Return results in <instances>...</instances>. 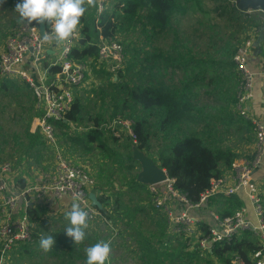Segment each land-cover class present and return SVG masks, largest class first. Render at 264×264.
<instances>
[{
    "label": "trees",
    "instance_id": "obj_1",
    "mask_svg": "<svg viewBox=\"0 0 264 264\" xmlns=\"http://www.w3.org/2000/svg\"><path fill=\"white\" fill-rule=\"evenodd\" d=\"M238 4L239 1L235 0H112L101 14L96 3L94 7H88L79 25L82 32L80 42L71 57L92 66L101 80H108L101 94L105 104L102 103L101 112L93 118L87 116L86 121L83 103L76 98L65 120L54 122L63 144L85 157L101 151L108 164H116L121 170L122 177L115 181L124 183L130 192L134 191L133 195L141 190L152 203L148 186L138 182V175L129 179L131 171L139 164L133 158L134 150L145 152L174 180V188L180 194L191 203H197L201 194L210 187L212 179L222 176L239 158L232 149L224 146L223 139L214 137L218 132L216 125L219 123L223 128H230L235 122L243 124L246 121L247 129L252 127L251 122L238 117L233 111L238 78L232 72L235 67L232 58L244 33L250 29H260L262 23L258 17L244 13ZM196 12L209 15V22L198 21L192 36L190 34L187 39H182L180 35L183 33L173 29L174 19ZM223 21L225 24H222ZM234 22L238 25L236 33L228 30ZM46 25L49 23L46 22ZM137 27L145 32V47L152 45L157 35L168 32L173 34V42L165 49L151 47L143 59L134 57V48L127 45L124 48V66L117 79L105 67L96 69L100 38L117 42L118 34ZM222 27L225 31L221 30ZM167 70L182 71L184 77L179 84L175 81L168 83ZM52 72H57V69ZM2 83L7 87L6 83ZM197 92H206L205 95L209 97L213 95L219 101L224 100L226 105L221 118L214 115L209 120L205 127L208 133L203 135L201 131L205 130L199 127L206 114L197 105L200 101ZM228 92L235 94L229 96ZM33 102L35 104V99ZM118 119L132 122L136 143L128 134L116 136L115 131L107 129ZM83 124L87 125L81 132H70L73 125L81 127ZM29 137L31 142L24 151L26 155H31L30 152L35 150L37 141L41 139L38 133H31ZM101 181L98 177L94 193L103 207L100 210L102 220L110 223L120 209L121 192L111 194L106 186L100 185ZM106 184L112 182L109 180ZM24 186L22 182L21 187ZM233 198L228 200L227 208L219 212L221 218L232 215L233 210L243 206L238 197ZM155 211V216H161V222L156 220L155 230L146 235L139 230L141 225L131 236L135 242L131 254L142 264H206L211 259L218 260L220 264H230L234 255L250 263L251 256L261 248L258 242L252 240V234L245 232L229 242L216 244L211 252L202 256L188 246L187 240L174 239L168 232L166 218ZM41 212L39 207L28 209L35 230L32 229L34 233L30 242L15 248L22 256H33L35 251L32 249L35 247L36 251L40 250L38 221ZM210 226L207 222L201 223L204 233L208 232ZM110 237L101 238L91 233L79 245H74L66 237L68 246L61 248L57 243L49 252L43 253L49 255L54 264H85V248L100 240L109 241ZM171 240L179 245H172Z\"/></svg>",
    "mask_w": 264,
    "mask_h": 264
},
{
    "label": "built area",
    "instance_id": "obj_2",
    "mask_svg": "<svg viewBox=\"0 0 264 264\" xmlns=\"http://www.w3.org/2000/svg\"><path fill=\"white\" fill-rule=\"evenodd\" d=\"M111 1L96 0L98 13L104 12ZM243 12L250 17H255L252 16L254 13L261 14L264 23V11L248 8ZM45 32L50 37L54 35L51 23L46 25ZM81 36V28L78 26L73 36L58 46L54 40L44 39L38 24L25 21L18 24L0 54V79H21L32 92L36 108L41 113L36 119L34 132H38L53 151L55 161L53 175L45 181L36 180L34 184L28 183L24 187L17 184L10 163L0 164V264L18 245L32 240L33 224L28 214V209L32 206L45 208L48 212L53 210V200L61 201L79 195L82 206L89 213L88 223L102 221L100 211L93 206L89 197L94 193L97 182L84 168L73 164L61 152L54 125V122L65 120L79 89L90 85L89 64L71 57ZM99 41L97 64H110L109 71L111 69V74L117 76L125 61L123 45L106 41L102 37ZM255 43L254 33H249L232 58L238 78L233 111L253 126L255 145L252 157L238 158L232 164V174L212 179L210 187L201 194L197 203H191L180 194L174 188V180L168 176L165 181L147 185L154 208L168 222L169 234L174 239L187 240L188 246L202 256L211 252L218 243L229 242L245 232H253L259 238L261 248L251 256V262L248 263L240 256L234 255L230 264H264V206L262 190L255 178L256 170L264 156V123L251 112L257 74L248 65ZM49 50H53L54 54L50 55ZM55 69L57 72L53 73ZM260 74L264 81V70ZM116 125L125 128L124 133L130 135L136 143L132 122L118 119L111 128ZM114 134L122 135L117 132ZM240 190L247 194L255 215V224L248 218L247 209L241 207L224 218L211 213L213 225L204 233L201 229V219L191 212L203 209L217 196H233Z\"/></svg>",
    "mask_w": 264,
    "mask_h": 264
},
{
    "label": "rangeland",
    "instance_id": "obj_3",
    "mask_svg": "<svg viewBox=\"0 0 264 264\" xmlns=\"http://www.w3.org/2000/svg\"><path fill=\"white\" fill-rule=\"evenodd\" d=\"M237 1L240 0H235V2ZM16 3L17 0H0V54L5 47L7 39L13 34L14 30L19 24L17 22L19 15L14 10ZM87 9L89 10V8ZM254 15L255 17L253 18L258 17L260 19L259 13L252 14V16ZM224 18H227V16ZM198 21H202L205 24L208 23L209 15L196 12L195 14H188L183 18L178 16L174 19L173 29H177L178 32L183 33L180 35L182 39H187L190 34L192 36L193 29L197 27ZM222 24H225V21H223ZM237 27L238 25H236L234 22L228 28V30L229 32L236 33ZM221 30H224V28L222 27ZM248 31L242 36V41L249 36V33L252 31V29H250L249 32ZM144 35V30L141 27H137L135 30L130 32L118 34L117 42L121 43L124 48H127V45L131 46V48H134L132 49V55L134 57L137 56L138 58L143 59L145 57V52H147L151 47L155 46L159 49H165L172 44L174 38L171 32L159 34L154 38L155 40L152 45L148 44V46L145 47L146 42ZM236 36L238 37V34ZM141 48H143L142 51ZM95 65L96 69L105 67L108 72L111 71V69L109 71L108 66L110 64ZM94 70L95 69H93L91 66L89 80L90 85L87 88L79 89V91L76 93V98L80 99L83 103L86 121L88 120L87 116L88 118H93L92 116H95L97 113L101 112L103 103L101 94L103 90L106 89L108 84V80L106 79V82L104 79L101 80L98 78V76L94 73ZM183 75L184 74L182 71L179 70L174 72L169 70L168 73H166L168 83L175 81L179 84L184 77ZM115 77L117 79V76L113 75L114 79ZM2 82L6 83L7 87H5ZM108 91H110L109 88ZM28 92L29 90L26 89L21 79H0V164L10 163L12 165L14 173L13 177L19 186L22 185V182L24 184H34L36 180L45 181L55 172V161L53 158L54 153H52L53 151H51V149L45 144L42 138L37 141L35 150L30 152L31 155H26L24 152L26 151L28 144L31 142L29 137L31 136L30 131L32 129L33 121L37 116V108L36 110L34 109L36 104L33 103V97L30 96ZM107 101L108 97L106 100V105L108 104ZM86 125L87 124H83L81 127L73 125V129H71L70 132H81L84 127H86ZM107 129L111 130L112 128L109 126ZM112 130L117 133L125 134V128L117 125ZM219 133L221 134L224 141V146L229 148L230 146L231 148L237 147L236 138L242 135V133H240V129H236L235 127L222 128L219 130ZM246 133L254 136L253 126L250 130L246 128ZM56 135L59 140L61 152L73 164L84 168L96 180V182L98 181V177H100V180L102 179L100 185L102 187L106 186L109 192H121V194L119 193L121 195V206L119 210H124L123 207L127 204H132L135 206L137 202L146 199L144 196H147V194L141 193V195H133L127 190L128 187L124 185V183L115 181L122 177L121 170L116 164H108L101 151H96L95 154L85 157L82 154L73 152L69 146L63 144V138L61 136L59 137L58 133H56ZM248 138H250V136H248ZM250 156L247 155L246 158ZM140 171L141 166L138 164L133 169V171H131L129 179L137 176ZM109 180L112 182V184L108 185L106 183ZM124 188L126 189L124 190ZM57 206L58 207L53 208L55 211L53 214L51 210L46 212L45 208H40L42 212L39 217L38 228L41 235H52L54 237L55 244L53 246L58 243L59 247L62 248L69 245L66 244L68 241L66 240L67 236L65 234V229L69 226V221L65 219V214H60L61 210L59 209L58 204ZM121 215L129 216L130 212L125 211L124 214ZM143 217L144 221L147 222L148 216L144 214ZM155 217L158 220L157 222H159L161 216H159V218L157 216ZM110 224L111 223H109L108 220H96L93 223H89V227L86 229V237L91 233L97 234L101 236V238H106L109 235L111 236L109 240L111 241V253L107 264H142L137 258H135L133 254H131L134 252L133 245L135 242L132 241V237L128 236L126 226L123 223L116 226ZM139 230L148 235L150 234L151 230H155V225L153 226L151 224L144 223L142 228H139ZM132 233L134 235L136 234V231H132ZM171 241L172 245H179L177 241ZM36 248L37 247L32 249L35 251L33 256H22L20 255L19 250H14L11 254L7 255V257L5 256L6 258L1 264H54V262L51 260L52 258H49V255L43 253L41 248L39 251H36ZM206 264L220 263L218 260L211 259Z\"/></svg>",
    "mask_w": 264,
    "mask_h": 264
},
{
    "label": "crops",
    "instance_id": "obj_4",
    "mask_svg": "<svg viewBox=\"0 0 264 264\" xmlns=\"http://www.w3.org/2000/svg\"><path fill=\"white\" fill-rule=\"evenodd\" d=\"M260 16H261V14L259 15V17ZM260 19H261V17H260ZM261 23H262V27L260 29H257V30L252 29V31L250 32V33H254V35L256 37V43L254 45L252 56L249 60L248 65H249L250 69L253 70L254 72H256V74H257L256 80H255V88H254V100H253L252 105H251V112L257 119L261 120L264 123V81H263L262 76L260 74L261 71L264 70V23H263V21H261ZM49 53H50V55H53L54 51L49 50ZM232 72L236 75V78H237V72H236L235 67L232 68ZM25 87H26V89H28L27 86H25ZM28 93L30 94V96L33 97V99H35L30 90ZM197 93L200 96V101L197 105L200 108H202V111L205 112V114H206L205 120L202 121V123L199 127V129L205 130V132L201 131V134L203 135L205 133H208L206 131L205 127L207 126V123L210 122L209 120H211V118L214 115H218V117L221 118L223 116V112H224L223 107H225L226 105L224 103V100L219 101L217 99V97H215L213 95H211L209 97V96L205 95L206 92H197ZM234 94H235V92H228L229 96H233ZM236 94H237V92H236ZM35 110H36V107H35ZM36 112H38V111L36 110ZM37 114L38 115L36 116V118L33 121L32 129L30 131L31 133H38L36 131L34 132V130H35L34 125L36 124V119L40 116V113H37ZM245 122L246 121H244L243 124ZM241 123L242 122H235L231 125L232 127H235L236 129H240V133H242V135H240V137L236 138L237 147L231 148V146H230V149H232V151L236 155H238L239 158H246L247 155L248 156L251 155L250 157H248V158H251L253 155V152H254L255 136L246 133L247 127L245 124L243 125ZM213 127H215V126H213ZM216 127H218V129H217L218 132H217V134L214 135V137L216 139H222V136L219 133V130L223 128V125L218 123V125H216ZM209 136H210V134H209ZM248 136H250V138H248ZM222 142H224V141H222ZM229 174H232L231 169L225 170L223 175H229ZM255 178H256V181L258 182V184L262 190V201H263V206H264V156L262 158L261 165L256 170ZM125 189L126 188H124V190ZM137 189H139V187ZM133 192H131V194ZM136 194L141 195V190H139L138 193H136ZM233 197H238V199H240L243 202L242 207H245L247 209L248 218L251 220V222L253 224H255V222H256L255 215L253 213L252 206H251V204L247 198V194L244 190H240L236 195H233V196H217V197L211 199L209 201V203L203 209L194 210L191 213L193 215H195L196 217L200 218L201 223L207 222L209 225H213L212 220H211V213H215V214L219 215V212H221L227 208L228 200L234 199ZM68 199L69 198H64L61 201L53 200V204H54V205H52L53 208L58 207L57 206V204H58L59 209L61 210L60 214H65L66 204L68 202ZM123 209L124 210H119L116 212L115 220L113 222L111 221L110 223L112 225H115V226L123 223L126 226L127 233H128L129 237L134 236L135 234L133 235L132 231H137L138 227L143 225L144 223L145 224L148 223V224H151L153 226L156 224L155 221L157 220V218L155 217L156 211H155L154 205L147 198L137 202L135 204V206L132 204H127L123 207ZM55 210H57V209H55ZM236 210H233V211L235 212ZM125 211L130 212V215L129 216H122L121 214H124ZM53 213H55L54 210H52V214ZM144 214H146L148 216L147 222H145L143 219ZM48 215H50V214H48ZM249 233L252 234V240H254L260 244L259 238L256 235H254L253 232H249Z\"/></svg>",
    "mask_w": 264,
    "mask_h": 264
},
{
    "label": "clouds",
    "instance_id": "obj_5",
    "mask_svg": "<svg viewBox=\"0 0 264 264\" xmlns=\"http://www.w3.org/2000/svg\"><path fill=\"white\" fill-rule=\"evenodd\" d=\"M96 0H18L14 10L19 14L18 23L37 22L51 23L53 33L51 37L47 32L44 39H52L55 43L63 45L76 32L88 7H94ZM87 6V7H86ZM65 219L69 226L65 234L74 244L82 243L86 238V229L89 227V213L82 206L79 195L69 197L66 204ZM55 239L52 235H41L39 247L49 252ZM85 264H106L111 253V241L100 240L85 248Z\"/></svg>",
    "mask_w": 264,
    "mask_h": 264
},
{
    "label": "water",
    "instance_id": "obj_6",
    "mask_svg": "<svg viewBox=\"0 0 264 264\" xmlns=\"http://www.w3.org/2000/svg\"><path fill=\"white\" fill-rule=\"evenodd\" d=\"M238 5L242 11H245L248 8L264 11V0H240ZM38 27L41 35L43 36L46 29V22L44 24L38 23ZM133 158L141 166V171L137 177L139 183L144 185H154L167 179V172L161 169L157 163H155L142 151L135 149ZM89 197L93 206H95L99 211L103 209L102 204L99 202L95 193H91Z\"/></svg>",
    "mask_w": 264,
    "mask_h": 264
}]
</instances>
